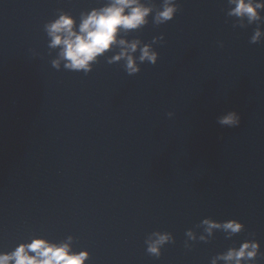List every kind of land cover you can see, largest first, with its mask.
I'll list each match as a JSON object with an SVG mask.
<instances>
[{
	"label": "water",
	"instance_id": "1",
	"mask_svg": "<svg viewBox=\"0 0 264 264\" xmlns=\"http://www.w3.org/2000/svg\"><path fill=\"white\" fill-rule=\"evenodd\" d=\"M110 2L0 0V254L43 239L83 264H235L219 257L258 241L249 264H264V40L250 42L264 9L250 23L231 0H177L158 24L164 0H140L152 12L125 45L65 68L47 26L69 15L78 30ZM133 41L159 57L138 48L129 75L112 58ZM230 111L239 126L220 123Z\"/></svg>",
	"mask_w": 264,
	"mask_h": 264
},
{
	"label": "clouds",
	"instance_id": "2",
	"mask_svg": "<svg viewBox=\"0 0 264 264\" xmlns=\"http://www.w3.org/2000/svg\"><path fill=\"white\" fill-rule=\"evenodd\" d=\"M235 5L229 15L235 17H247L248 21L254 22L261 19L260 10L264 9V0H231ZM177 0H164L161 10L155 17L156 23H166L175 18L179 11ZM152 12L150 6H146L140 0H111L110 3L100 8H93L81 17L78 30L75 28V19L69 15H61L47 26L51 36V46H62L60 56L66 61L65 68L72 71L92 70V64L97 58L111 49L117 42L125 45L124 40L117 41V35L121 29H138L148 23V17ZM159 40L163 41L161 35ZM264 40V30L257 28L251 36V43H259ZM139 48V41L127 44L123 50L112 58L113 61H126V71L129 75L140 71L137 57L134 53ZM140 62L147 61L156 64L159 53L152 50L151 45L139 48ZM59 67V63L55 62ZM220 123L229 127H237L241 123V116L237 111H230ZM205 223H209L205 221ZM218 225L210 224L211 227ZM225 230L238 233L243 225L236 221L224 224ZM170 240L168 234L159 235L155 240L148 241L147 251L159 257L162 245ZM34 252L35 255H30ZM261 246L258 241H246L239 248L229 249L227 254L219 259L235 261V264H249L261 256ZM89 257L88 252L70 253L67 244L55 245L43 239L33 240L25 245L21 244L10 253L0 254V264H83ZM215 264V261L213 262Z\"/></svg>",
	"mask_w": 264,
	"mask_h": 264
}]
</instances>
